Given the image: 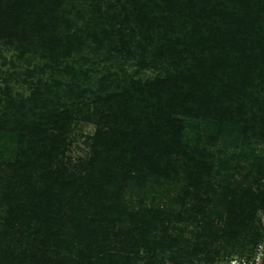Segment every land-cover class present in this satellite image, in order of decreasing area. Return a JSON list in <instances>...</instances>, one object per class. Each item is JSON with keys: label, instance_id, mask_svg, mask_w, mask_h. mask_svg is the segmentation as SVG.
Listing matches in <instances>:
<instances>
[{"label": "trees", "instance_id": "trees-1", "mask_svg": "<svg viewBox=\"0 0 264 264\" xmlns=\"http://www.w3.org/2000/svg\"><path fill=\"white\" fill-rule=\"evenodd\" d=\"M0 41L41 61L27 95L0 89V264H213L260 238L264 0H0ZM77 121L95 130L70 166ZM234 159L255 185L225 189L219 233L194 207Z\"/></svg>", "mask_w": 264, "mask_h": 264}, {"label": "rangeland", "instance_id": "rangeland-1", "mask_svg": "<svg viewBox=\"0 0 264 264\" xmlns=\"http://www.w3.org/2000/svg\"><path fill=\"white\" fill-rule=\"evenodd\" d=\"M75 12V10H74ZM72 17L73 16H69ZM76 18V17H75ZM15 53L8 46L0 41V89L4 87L5 81L8 82L12 95L21 94L27 95L29 93L28 85L24 82L25 70L30 69L32 65L40 63L37 58L27 55V60H19L15 57ZM28 58L30 60H28ZM136 60H127V63L123 66L129 73L134 76H148L153 75L155 72L152 69H141L135 63ZM47 74L45 75V77ZM41 75H35L32 81H35ZM29 80V79H28ZM1 92V91H0ZM1 95V93H0ZM196 131H201L203 134L208 132H216L217 129H211L205 127L200 122ZM95 126L91 123L77 121L69 134L67 145L64 147V160L68 165H73L80 159H86L90 155V136L94 133ZM195 132V131H193ZM191 131V133H193ZM227 133V132H224ZM232 137L219 140L214 147L215 154H221L223 158H227L232 152L237 151V146L231 141ZM15 144V138L10 134L0 135V159L7 160L13 155ZM236 159L231 160V167L228 171L221 173V176L214 180L207 188V192L203 195V202L199 205H195L194 212L198 222H206L215 226V229H219V233L224 226L226 216V206L222 200L225 189L227 187H254L255 180L253 176L245 178V172L239 170L235 166ZM149 203L148 200H145ZM137 202V201H136ZM222 214L223 218L219 215ZM254 225L259 227L260 238L255 236L254 232H251L247 237L239 240L240 244H237L233 248L223 244L220 246V255H239L242 250L253 249V252L257 248H261L264 251V209L259 210L256 213ZM189 228V226L185 227ZM191 228V227H190ZM215 229L212 231L214 232ZM229 251V252H228ZM250 251V250H249ZM200 256L193 258V263L198 264ZM185 259V257H184ZM208 264V263H207Z\"/></svg>", "mask_w": 264, "mask_h": 264}, {"label": "built area", "instance_id": "built-area-1", "mask_svg": "<svg viewBox=\"0 0 264 264\" xmlns=\"http://www.w3.org/2000/svg\"><path fill=\"white\" fill-rule=\"evenodd\" d=\"M213 264H264V251L261 248H257L249 255H232Z\"/></svg>", "mask_w": 264, "mask_h": 264}]
</instances>
